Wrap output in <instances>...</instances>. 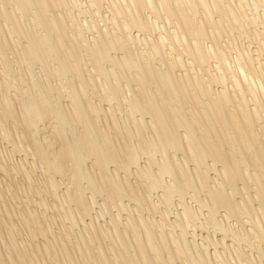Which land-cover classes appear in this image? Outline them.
<instances>
[{"label":"bare ground","instance_id":"bare-ground-1","mask_svg":"<svg viewBox=\"0 0 264 264\" xmlns=\"http://www.w3.org/2000/svg\"><path fill=\"white\" fill-rule=\"evenodd\" d=\"M0 134V264H264V0H0Z\"/></svg>","mask_w":264,"mask_h":264},{"label":"rangeland","instance_id":"rangeland-1","mask_svg":"<svg viewBox=\"0 0 264 264\" xmlns=\"http://www.w3.org/2000/svg\"><path fill=\"white\" fill-rule=\"evenodd\" d=\"M76 10H78V9H76ZM77 12H78V11H77ZM77 12H76V14L78 15L79 12H78V13H77ZM90 14H91V13H90ZM90 14H89V13H88V14L86 13L85 16H84V15H82V14L80 13L81 19H85V17H86V18L89 20ZM88 15H89V16H88ZM83 17H84V18H83ZM91 17H92V16H91ZM99 18H101V17H99ZM91 20L93 21L92 18H91ZM95 21H96V20H94V21L92 22L93 25L91 24V25H92L91 27H94L93 30L96 32V29L99 27V26L97 27V24H98V23L100 24V22H98V21H100V19H98V17H97V22H95ZM101 21H102V20H101ZM94 23H95V24L97 23V24L95 25ZM101 24H102V25L104 24L103 21L101 22ZM101 24H100V26H102ZM95 26H96V27H95ZM95 28H96V29H95ZM94 31L91 30V31H90L91 33L89 32V33H90V36H91V34H93L92 32H94ZM9 58L11 59L10 62H11V64H12V66H13L14 68H18V67H17L18 64H17V62H16V59H17V58H16V55L13 54L12 52H9ZM13 59H14V60H13ZM14 62H15V63H14ZM16 64H17V65H16ZM25 64H26V63H25ZM25 64H23V65H24L23 67H24V68H28L29 66H26V65H28V64H26V65H25ZM37 70H38V68H37ZM12 89H13V91L15 90L14 88H12ZM40 124H42L40 127H44V125H43L44 123H40ZM0 135H1V134H0ZM1 136H2V135H1ZM1 136H0V143H2V145L0 144V146H5V145L7 146L8 143H7L6 141H4V140L2 139ZM8 147H10V145H8ZM16 155H17V156H16ZM16 155H15L16 159H18V160H20V161L23 162V156H24V155L21 154V153H20V154H17V153H16ZM144 159H145V160H144ZM144 159H143V162L146 161V158H144ZM24 162H25V161H24ZM0 173H1V171H0ZM1 175H2V173L0 174V176H1ZM2 176H3V175H2ZM19 177H20V175H19ZM3 182H4V183H2L3 185L0 184V186H3V187H2L3 189H4V187H5L6 185H9V184H10V186L13 185V184H11L12 182L10 183L8 179H7V181H3ZM5 182H7V183L9 182V184H7V183H5ZM4 184H5V185H4ZM63 185H65V184H63ZM63 185H62V187L64 188ZM65 186H66V185H65ZM7 187H8V186H7ZM2 188L0 187V192H2V190H3ZM5 188H6V187H5ZM10 188H11L12 191H11L9 188H7V189H8V190H7L8 193L6 192L7 194L4 192L5 190H3L4 193H3V192L0 193V195H2V196H0V197H1L0 205H2V203H4V202H7V201H8V202L11 203V206H12V207H14V208L16 207L15 209H18V208H19V210H22L21 207H23V205H21L20 199L12 198V196L9 195V194H11V192H14V191H13V187L11 186ZM63 188L59 189V191L63 192V190H62ZM9 190H10V191H9ZM161 190H162V189H161ZM162 192H163V190H162L160 193H162ZM14 193H15V192H14ZM3 194H4L6 197H5ZM44 194H45V193H44ZM156 194H157V193H156ZM156 194H155V195H156ZM8 196H9V197H8ZM43 196L45 197L46 195H43ZM4 197H5V198H4ZM38 197L40 198V196H38V195L34 196L35 199L39 200ZM174 198L179 200V198H177V196H175ZM188 199H189V197H188ZM3 200H4V202H3ZM6 200H7V201H6ZM18 201H19V202H18ZM12 203H13V204H12ZM19 204H20V205H19ZM193 204H195V202H193ZM14 205H15V206H14ZM17 205H19V206H17ZM69 206L72 207V208H71L72 210H74L73 208H75L76 205H74V203H72V204L69 205ZM70 207H69V209H70ZM163 207H165V206L163 205ZM98 208H99V207H98ZM71 209H70V210H71ZM50 212L52 213V211H49V210H48V214H49V215H51ZM93 212H94V215L97 214L96 210H94ZM0 214H2V212H0ZM159 215H160V214H159ZM172 215H173V214H172ZM172 215H171V216H172ZM0 216H1L0 220H2V218H3L4 216H3V217H2V215H0ZM157 216H158V214H157ZM158 217H160V216H158ZM172 218H174V217H172ZM17 219H18V218H17ZM17 219H16L15 217H14V219H13V222H14L15 224H17L18 229H19L18 232H17V234H16V236H15V238H16L18 241H20V239H21L22 241H26V240L29 241V239H27V238H30V237H28V236L26 235L28 232H27L25 229H24V231H23V228H24V227H22L23 224L21 223V220H20V219H19V220H17ZM60 219H61V218H58V219H57V221H58L57 223H58L59 225L56 224V222H55L54 230H55L57 233L61 234V236H62L63 232H64V234H65V232H66V233L68 232V228L66 227L67 230H65V231H62V230H61V232H60V229H59L57 226L60 227V224H61V225H64V224H62V219H61V220H60ZM89 219H90V217H86V218H85L86 221H88ZM100 219H101V223H103L104 221H105L104 223L107 222V220H105L106 218H105L104 220H103V218H100ZM14 220H15V221H14ZM63 222H64V221H63ZM67 222H68V221L66 220V221H65L66 225L68 224ZM0 223H1V221H0ZM83 223H84V221H83V222L81 221V223L78 225V227L75 226L76 231H79V230H80V229H79V228H80L79 226L84 225ZM18 224H19V225H18ZM4 225H5V224L2 225V223H1V225H0V226H3V228H0V235H1V233H2V235H1L2 237H1V236H0V237H1L2 240H3V238H4L5 234H6V232H5V231H7L6 228L8 227L7 225H5V227H4ZM56 225H57V226H56ZM66 225H65V226H66ZM19 226H20V227H19ZM20 228L22 229V231H21ZM1 229H3V230H1ZM4 229H5V230H4ZM78 229H79V230H78ZM19 231H20V232H19ZM200 231H201V230H200ZM206 233H207V231H206ZM18 234H19V235H18ZM24 234H25V236H24ZM18 236H19V237H18ZM20 237H21V238H20ZM19 238H20V239H19ZM40 238H41V240H42V237H41V236L38 237L39 240H40ZM34 240H37V238L34 239ZM37 241H38V240H37ZM1 244H2V243L0 242V246H1Z\"/></svg>","mask_w":264,"mask_h":264}]
</instances>
